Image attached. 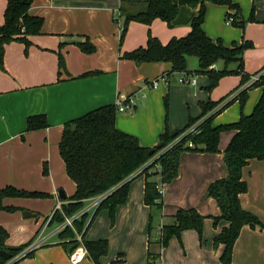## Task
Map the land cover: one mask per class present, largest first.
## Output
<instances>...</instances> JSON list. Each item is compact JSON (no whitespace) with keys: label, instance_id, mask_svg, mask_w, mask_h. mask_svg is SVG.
Listing matches in <instances>:
<instances>
[{"label":"crops","instance_id":"1","mask_svg":"<svg viewBox=\"0 0 264 264\" xmlns=\"http://www.w3.org/2000/svg\"><path fill=\"white\" fill-rule=\"evenodd\" d=\"M6 1L0 0V18L3 16ZM262 1L258 12L262 14L261 18L264 20V0ZM119 4L120 0H34L32 2L29 13L43 18L41 32L30 37L31 45L27 50L17 41L6 44L3 68L0 67V189L10 185L28 191H50L48 197L57 194V203L65 202L58 194L62 189L58 190L57 184L52 180L53 177H45L49 173L46 159L51 161L54 155L63 124L100 106L116 103L120 95L135 93L138 98L132 109L117 113L116 127L134 135L142 146L153 147L158 144L159 135L164 130L161 98L167 91L172 103L179 86L171 83H176L177 81L173 80L179 78L181 73L167 75L171 67L168 62L136 64L120 58V55L125 51L144 46L148 33L165 44L171 37L185 36L190 31V26L188 23L168 26L158 18L149 25L136 22L147 28L146 34L144 28L134 31L132 27V31L129 30V23L127 32H130L128 35L130 43H126L124 49L119 48L122 18L114 17L116 10L118 15ZM224 8L227 11V7ZM204 23L203 29L209 36ZM86 38L95 47L92 53H85L76 45V42H83ZM233 42L235 41L231 44ZM61 43L64 45L60 48ZM58 50L64 60L61 69L58 67ZM188 64L187 61V70L191 71L189 74L194 75L195 79L198 78L193 73L196 63H192V68L188 67ZM221 66L222 63L217 62L213 68L219 69ZM88 71L97 73L80 76ZM161 76L166 78L162 88H159L160 85L152 89L146 86V81ZM196 80L195 85L191 87L181 85L180 87L189 94L192 88L194 92L191 98L194 100L195 98L201 102L213 100L196 89L199 79ZM257 88L260 96L261 88ZM123 92L125 94H122ZM183 101H186V97H183ZM183 108L182 123L186 120V112ZM191 111L192 117L198 116L201 112L200 106L199 109L195 107ZM34 114H44L48 126L44 129L25 131L26 118ZM219 114L213 119L214 125H218L215 119ZM232 134L233 131H223L220 134L217 153L182 152L177 176L162 187L163 206L160 210V223L156 229L158 237H149L147 234L146 239L147 242L150 239L153 249L158 248L155 246L158 245L160 225L165 217L172 216L178 208H195L205 216L201 240L195 230L187 229L181 232L180 237L186 254L183 260L179 259V263L173 264H220L219 257L223 245L214 246L213 238L228 225V222L220 221L216 226L213 225L211 216L219 215L220 210L215 199L207 196V187L212 181L227 175L224 150ZM44 162L47 167L46 174L43 173ZM136 178L141 180L136 181ZM242 179L246 181L248 188L239 196L241 207L256 215L264 223V161L249 160L242 169ZM44 180L52 184L48 183L49 185L46 186ZM143 190V176H134L129 185L126 201L116 207L115 225L109 234L106 227V211L103 210L99 211L86 231L85 237L88 232L94 230L87 240L107 239L108 241V251L100 258L101 264H112L111 259L115 255H117L114 260L116 264L146 263L145 239L142 235L139 239L135 238L133 234L137 225L141 231L144 228V210L148 206L143 202ZM62 191L65 197L69 196L64 190ZM12 201L11 197H6L2 203L6 206ZM95 202V199L85 201L89 204L87 213L90 215L95 208ZM35 215L33 213L32 216ZM0 225L3 227L5 225L1 218ZM8 238L5 243L7 246ZM60 245L65 249L68 247V250L72 246ZM167 246L161 250L162 264H167L169 251ZM61 252L63 253L62 249ZM9 261L10 259L6 264H10ZM16 264H19V261ZM231 264H264V230L252 229L248 226L241 229L233 247Z\"/></svg>","mask_w":264,"mask_h":264},{"label":"trees","instance_id":"2","mask_svg":"<svg viewBox=\"0 0 264 264\" xmlns=\"http://www.w3.org/2000/svg\"><path fill=\"white\" fill-rule=\"evenodd\" d=\"M34 0H7L3 12V22L0 23V67L3 68L4 46L17 41L25 46L31 45L30 37L41 32L43 18L29 13ZM207 3L227 7L226 16L231 18L235 26L243 27L240 6L234 0H120L118 19L122 18L120 26V43L128 30L130 22L135 21L149 25L158 18L168 26L176 16L181 5L194 11L189 21L190 31L182 37H171L165 44L148 33L144 46L125 51L120 58L133 61L136 64L151 62H168L171 67L167 75L186 73L188 57L197 59L198 67L194 74H203L208 78L207 89L215 88L225 75H239L236 87L220 99L200 102L201 112L196 117H189L181 129L170 132L165 124L159 135L161 147L142 146L138 139L116 127L115 119L118 113L116 104H107L88 111L84 115L63 124L58 142L59 156L63 161L66 175L74 183V192L64 197L61 204L62 213L71 216L84 207L85 201L94 196H102L92 214L81 213L73 220L76 231L81 234V243L94 264H101L100 258L108 251L107 239L87 240L85 234L95 217L102 209L109 212L111 225L114 223L115 210L123 204L128 196L129 185L134 176H143V202L149 208L160 212L163 206L162 187L172 181L178 174L180 154L184 151L217 153L220 134L223 131H233L224 150V160L227 175L218 178L207 187V196L218 204L220 213L211 216L213 225L220 221L228 222L213 238V245H223L220 254V264H231L234 244L244 226L264 230V223L253 213L243 209L239 196L247 191V183L242 179V169L249 160L264 161V66L253 74L258 78L249 83L250 75L244 71V50L250 43L230 46L223 44L221 39L213 40L203 29L204 15ZM117 19V18H116ZM64 45L61 43L60 48ZM76 45L85 53H92L94 45L86 38ZM58 67L63 68V56L58 50ZM222 61V67L213 66ZM236 63L234 68L228 66ZM97 73L88 71L80 76ZM249 83V84H248ZM261 88L258 101L249 114L241 113L238 120L214 125L213 119L223 111L233 100L238 101L242 108L248 98V90ZM165 110L168 108V94L163 97ZM166 123V122H165ZM197 123L195 131L189 130ZM48 126L44 114H34L26 118L25 131L44 129ZM189 130V133H188ZM191 131V132H190ZM174 133V135H173ZM43 173H47L46 163H43ZM49 194L40 191H28L7 185L0 189V210H11L3 205L6 197H48ZM54 209L49 219V225L60 223L64 216ZM205 216L195 208H178L171 216L170 223H162L159 229L158 248L153 249L150 239L147 242L146 264H161V250L167 246L173 236L180 238L181 232L187 229L195 230L199 239L202 238V227ZM46 220V219H45ZM152 229V216H149L148 236ZM8 232L0 225V250H4L13 258L21 252L25 245L7 246ZM60 244L65 247L77 243L75 233L70 227L58 233ZM30 243H27L29 245ZM33 251L11 262L16 264L22 258L31 256ZM8 259L0 256V264H6Z\"/></svg>","mask_w":264,"mask_h":264},{"label":"rangeland","instance_id":"3","mask_svg":"<svg viewBox=\"0 0 264 264\" xmlns=\"http://www.w3.org/2000/svg\"><path fill=\"white\" fill-rule=\"evenodd\" d=\"M234 2L238 3L240 6V13L241 17L244 20V26L239 27L235 26L234 24L230 23V25H226V20L228 19L224 8V5H218L213 3H207L204 15V28L209 36L215 39H221L223 44L229 46L232 41H235L237 44H241L243 42L250 43L244 50V63H245V71L250 75V81L252 82V78H257L259 75L253 74L259 68L264 66V20H262V14L258 12L259 6L262 4V0H234ZM257 8V9H256ZM4 12V11H3ZM3 15V14H2ZM114 17L118 18L117 10L114 12ZM122 21V20H121ZM3 22V16L0 18V23ZM138 30L139 28H144L145 33L147 34L148 30L145 26H142L136 22H130L129 30ZM178 29V28H176ZM134 30V31H135ZM180 30V29H179ZM133 31V32H134ZM130 33V32H129ZM128 32L124 35L122 43L120 40L118 41L119 48H123L126 46V43H130V38L128 39ZM127 40V41H126ZM146 42V41H145ZM188 67L192 66V63H196L195 67H198L197 59L195 57H188ZM222 63V61H218ZM223 65V64H222ZM235 67L236 63H232L228 67ZM222 67V66H221ZM220 67V68H221ZM192 68V67H191ZM232 68V67H231ZM187 75L188 77L195 78L194 75H188L186 73H181L182 75ZM256 75V76H255ZM199 79V83L196 87L198 91L203 92L206 94L208 98L213 100H218L231 90H233L236 85L238 84L240 77L239 75H225L223 76L217 86L213 88L211 91L207 89L208 85V78L202 74H196ZM200 77V78H199ZM195 81L197 82V80ZM159 88H162L164 85V80L158 78ZM248 83V84H249ZM171 85L179 86L177 94L171 103V96L168 95V108L167 112L165 110V105L163 101L162 95L161 102H162V119L170 132H174L178 129H181L186 123L188 122L189 117H192V108L199 109L200 102L197 98L195 100L191 98L192 93L194 90L191 88L190 94L187 90H184L180 87L181 86H189L191 84H184V83H171ZM157 87V86H156ZM152 89V88H150ZM259 89L257 87L251 88L248 95V100L245 102L244 106L240 108L239 103L236 100H233L223 111L220 112L219 116L216 117L215 122L220 124H226L238 120L241 113L249 114L252 112L255 103L259 98ZM122 94H125L124 92ZM258 96V97H257ZM183 97H186V101H183ZM184 107L185 113V122H181V109ZM195 112V111H194ZM189 116V117H188ZM166 122V123H165ZM178 124V125H177ZM177 125V127H175ZM197 127V123L192 126L189 130L195 131ZM188 130V133H189ZM190 131V132H191ZM54 155L51 158V161L47 160L48 170L49 173L47 178L52 176V180H54L55 184H57V188L62 189L65 191L67 195H71L74 192V186L72 181L68 178L65 172V168L63 162L58 153V146L54 150ZM185 152V151H184ZM140 181V178H136V181ZM46 186H48V180H44ZM49 194L48 191H43ZM100 196H94L89 199H96ZM102 197V196H101ZM13 199L12 202L8 203L6 206L12 207L11 210H0V218L5 224L4 227L9 234L8 238V246L10 247H17L20 245H25V248L22 250H26L29 248L30 251H33L31 256L22 258L19 260V264H71L68 259V247L65 249L62 245L58 244L60 240L58 239L57 234H52L53 228L55 226L54 223L49 225V217L51 216V211L54 209V206L57 204V194L53 197H43V198H34V197H11ZM88 200V199H87ZM87 211L89 210V204L85 203L84 207ZM82 209V208H81ZM106 211V227L108 228L107 232L114 228V223L116 219V212L114 215V223L111 225L109 212L107 209H102ZM101 211V210H100ZM144 228L141 231V228L137 225L134 228L133 234L135 238H140L141 235L145 239V248H146V239L148 234V224H149V216H152V229H151V237H158L157 236V225L160 223V212L157 211L156 208L146 207L144 210ZM24 212H32L35 213V216L32 217H25ZM100 213V212H99ZM98 216V215H97ZM96 218V217H95ZM46 219V220H45ZM171 216H167L164 219V223H170ZM140 225V221H139ZM94 230L90 233L88 232L85 239H89L88 236H91ZM142 232V233H141ZM89 234V235H88ZM78 236V233H75ZM106 238V237H103ZM27 243H30L27 245ZM157 245V244H156ZM168 254H167V264L179 263V259L183 260L185 257V250L182 243V239L173 237L171 240L168 241L167 244ZM61 247V248H60ZM155 247H158L155 246ZM57 248V249H56ZM61 249L63 253L61 252ZM21 250V251H22ZM67 250V251H66ZM19 252L16 254L12 260H18L24 254V252ZM66 251V253H65ZM66 254V256H65ZM117 258V255L111 259L112 264H116L114 260ZM78 264H93V262L85 257L83 260ZM118 264V263H117ZM132 264H136L132 263ZM146 264V263H145ZM161 264H162V254H161Z\"/></svg>","mask_w":264,"mask_h":264},{"label":"built area","instance_id":"4","mask_svg":"<svg viewBox=\"0 0 264 264\" xmlns=\"http://www.w3.org/2000/svg\"><path fill=\"white\" fill-rule=\"evenodd\" d=\"M231 20H232L231 18H228L226 20V24H230ZM257 75H259V74H257ZM160 78H161V80H165L166 79L163 76H161ZM257 78H255V77L252 78V82L254 80H256ZM176 81L179 82V83H184V84L187 83V84H191V85H195V83H196L195 78L188 77L187 75H184V74L182 76H180L179 78H176ZM158 83H159V80L158 79H154V80L146 81L145 84L150 89V88H155L158 85ZM137 98H138V95L135 94V93L127 95V96H125V95L118 96V98L116 100V103H115L116 107H117V111L118 112H123L125 110L132 109ZM101 198L102 197L100 196V197L95 199L96 200V202L94 204L95 206L101 200ZM61 204L62 203L58 202L57 205H56V209H58L62 213ZM83 212H87V210L85 208H82L78 212H76L75 214H73L71 216H65L62 213L63 216H64V219H63L62 222L55 224V226L53 228V231H52V234H58L60 231H62L66 227H70L73 230V232L76 233L77 231H76V229L74 227L73 220L75 218H78L81 215V213H83ZM50 217H49V219H50ZM74 239L77 241L76 247H74L72 250H69L68 259L71 262V264H78V263H80L83 260V258H85L87 256V252H86L84 246L81 243V234L78 233V236L75 235ZM29 251H30L29 248L24 250L23 251L24 252L23 256ZM13 261H15V260L14 259L12 260V258H10L9 263H11Z\"/></svg>","mask_w":264,"mask_h":264},{"label":"water","instance_id":"5","mask_svg":"<svg viewBox=\"0 0 264 264\" xmlns=\"http://www.w3.org/2000/svg\"><path fill=\"white\" fill-rule=\"evenodd\" d=\"M193 14H194V11L192 9L188 8L185 5H181L178 9L176 16L171 20V25L176 26V25L187 24V23H189ZM175 80L176 79H174L173 81L175 82ZM173 135H174V133H173ZM162 145H163L162 142L157 144L158 147H161ZM58 194L62 199L65 197V194L62 190H59ZM24 215L25 216H32L33 213H30V212L26 213L25 212ZM74 247H76V243L70 247V250H72ZM0 256L5 258V259H10V254L4 250H0Z\"/></svg>","mask_w":264,"mask_h":264}]
</instances>
